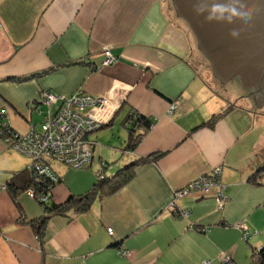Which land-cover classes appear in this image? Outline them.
<instances>
[{"label": "crops", "instance_id": "obj_1", "mask_svg": "<svg viewBox=\"0 0 264 264\" xmlns=\"http://www.w3.org/2000/svg\"><path fill=\"white\" fill-rule=\"evenodd\" d=\"M106 51L109 65L103 64ZM194 52L193 36L169 0H0L3 122L24 135L57 112L59 103H39L42 92L81 93L119 106L99 131L118 122L126 131L121 167L145 159L128 184L95 198L87 212L51 216L41 242L29 222L46 215L43 207L25 192L14 199L0 190V264H193L195 256L207 258L214 250L212 263L228 257L236 264L241 248L264 247V118L244 107L240 115L236 104L213 128L200 127L226 111L234 92L218 93L194 66ZM134 113L151 128L140 129L129 150L123 124ZM90 137L88 167L72 173L50 163L61 180L51 190L52 203L90 190L100 165L105 177L113 176L118 166L95 153ZM29 165L0 135V188ZM217 168L223 201L215 193L178 199L176 207L189 214L175 219L167 210L173 193ZM189 224L208 232L187 231ZM241 226L253 233L247 243ZM123 250L128 259L118 254Z\"/></svg>", "mask_w": 264, "mask_h": 264}, {"label": "built area", "instance_id": "obj_2", "mask_svg": "<svg viewBox=\"0 0 264 264\" xmlns=\"http://www.w3.org/2000/svg\"><path fill=\"white\" fill-rule=\"evenodd\" d=\"M105 56L106 60L103 64L109 65L111 54L106 51ZM39 102L47 107L59 103L57 112L53 116H48L40 129L32 127L26 134L18 135L7 126L6 122H3L6 113L4 110H0V120H2L0 135L11 150L29 159L31 165L28 169L36 173V176L42 178L46 175L49 177L48 183L49 188H51L56 179L51 175L47 162L54 160L74 169L88 166L92 161L93 142L88 139L87 134L108 124L118 105H109L101 99H95L81 93L64 98L50 92H42L39 96ZM175 109L174 104L170 105L168 113H173ZM7 131H12L15 136H12L14 134L9 135ZM219 173L220 171L215 169L211 174L200 175L193 179L185 187L173 193L169 206L175 211V201L178 199L191 195L209 196L212 193H215L219 202L223 201L221 184L217 180L206 179L209 175H211L209 179L216 175L218 177ZM33 194L34 191L31 190L27 196L33 198ZM43 195L41 201L47 203L48 195ZM177 212L180 217L188 216L185 211ZM189 228L192 227L189 226ZM240 229L243 239L246 240L249 232H247L246 227L241 226ZM107 230L108 234L112 235L111 229ZM121 255L128 256L129 254L124 252Z\"/></svg>", "mask_w": 264, "mask_h": 264}, {"label": "water", "instance_id": "obj_3", "mask_svg": "<svg viewBox=\"0 0 264 264\" xmlns=\"http://www.w3.org/2000/svg\"><path fill=\"white\" fill-rule=\"evenodd\" d=\"M171 2L219 83L239 82L257 106L264 107V0ZM216 7L222 11L214 12ZM233 9L236 15H232Z\"/></svg>", "mask_w": 264, "mask_h": 264}, {"label": "trees", "instance_id": "obj_4", "mask_svg": "<svg viewBox=\"0 0 264 264\" xmlns=\"http://www.w3.org/2000/svg\"><path fill=\"white\" fill-rule=\"evenodd\" d=\"M229 110L230 109L218 115H212L210 119L207 122L202 123L200 127L213 128L215 123L220 118H222ZM128 119H131V120L129 121ZM1 123H2V120H0V124ZM41 125L42 123L39 125L38 129H40ZM123 125L126 126V129L128 132L126 148L129 150H133L138 144L139 139H140V135L137 134L138 131L141 129L147 132L151 128V121L143 117L140 114L134 113L132 116H130L129 118L125 120V123ZM11 132L12 131L8 132L9 135L14 134L13 132L12 133ZM12 136H15V134ZM144 162H145V159H138L127 165H124L123 167L120 168V170L116 172V174L113 177L108 178V177L102 176L101 178H98L97 176L96 181L90 190H88L86 193L82 195H79L76 197H69V199L66 202H64L63 204H59V205H56L52 203L51 201V190L53 186L49 188L50 185L48 182L50 181V179L45 176H43L42 178L36 175L34 176L33 175L34 173L32 172V170L28 168H26L25 171L20 172L17 175H15V177L9 183L4 185V188H5V191H8L14 199H15V196L19 192H25L26 194L27 192H30L29 190H33L34 192L35 190H38V191H42V194H48V202L45 203V205L38 203L39 205L43 207V210L46 213V215L36 221L29 222V225L33 228V231L36 234L37 238L40 241H42L46 222L51 216H65L67 213H70V212L75 213V214L87 212L90 209L92 202L95 200V198L110 197L114 195L115 193H117L126 184H128V182H130L134 178L135 168L139 166L140 164H143ZM253 182L255 181L253 180ZM27 195L28 193L26 194V196ZM177 211H181V210H179L175 205V211L172 210L170 212L171 215L175 219L180 218ZM174 212L178 216H176ZM224 225L225 224H223L222 226ZM188 226H190V224ZM194 229H196L200 233L202 232L203 234H206L208 232L207 227H195ZM252 234L253 233L250 232V235ZM249 239L250 238L248 237L246 238V240H244L242 237V232H241V240L244 243H247ZM116 247H118V245H116ZM124 252H125L124 250L118 251V254L121 256V254H123ZM228 260L229 262L227 261L226 264H235L234 262L230 260V258ZM250 264H264V247H262L259 250L252 251Z\"/></svg>", "mask_w": 264, "mask_h": 264}, {"label": "rangeland", "instance_id": "obj_5", "mask_svg": "<svg viewBox=\"0 0 264 264\" xmlns=\"http://www.w3.org/2000/svg\"><path fill=\"white\" fill-rule=\"evenodd\" d=\"M169 2H170V5H171V9L174 11L171 0H169ZM181 21L187 27L186 22L183 21L182 19H181ZM188 30L190 31L189 27H188ZM191 34H192V32H191ZM192 36H193V39H194V51H195L194 54H195V58L197 60V63H194V66L196 68H198L199 71L203 72L202 74L206 77V79L208 81L212 82L213 84H217V86L214 85V88L216 89V91L218 93H225L226 90L233 91L234 92V94H233L234 97H232V100H231L232 102L229 103V105L226 108V110L233 108L234 105L237 104L236 106H240V107H238V108L235 109L237 111L236 113H238L240 115H245V114H243V112H241L242 111L241 107H244L246 109H250L251 111H255L257 113V117H258L257 119L258 120H261V118H264V107L257 106L256 102L253 99L254 97H252V96L249 95L250 94V91L247 90V89H244L243 87H241L240 84H239V82H229V83H227L225 85L219 83L220 81L217 80L213 76V72H212V69L210 67L209 62L197 50L195 36L193 34H192ZM110 60L113 62L112 58ZM39 120H40L39 118H36V121H39ZM45 120H46V118H45ZM118 125H119V122L117 124H115L111 129L105 128L104 130H100V131L98 130L99 131L98 133H94L96 131L89 132L87 134V136H88V138L91 136L90 138L91 139H94L97 142V145H96L97 148H96V152L95 153L98 154V156L101 157V159L103 161L108 162L109 166L117 165L118 166L117 168L119 169L121 167V164L119 162L122 159L121 150H123L125 148V145L123 143V139H124L123 133L125 135L126 131L124 130L123 127H120ZM101 132H104V133H101ZM91 134H93V135H91ZM98 135H100V136L103 135V136L98 140V138H99ZM112 137H114V140H112V142L111 141H108V139H111ZM112 148H117V149H112ZM99 149H101L102 151H99ZM116 155H118V156H116ZM43 162H46V160H43ZM52 162H55V163H58V164H61V163H59L57 161H54V160H50V161L47 162V164L50 167L49 168V171H51L52 175L53 176H56V178H57L56 182L52 185L53 187H55L56 185H58L60 183L61 180L56 175V173L52 170L53 168H51V165H50V163H52ZM61 165H62L61 166L62 168H65V169L71 171L72 173L78 171L77 169H79V168H75L74 169V168L68 167L65 164H61ZM105 167L108 168V166H105ZM117 168L113 171L114 172L113 176L116 174V172L118 170ZM216 170H219V168H217ZM211 173H212V171H211ZM211 173H209V174H211ZM215 173H217V172H215ZM259 174L260 173L258 172V175ZM33 175L35 176L37 174L34 173ZM96 176H98V178H101L102 176L105 177L104 174H103V169H102V166L101 165H100V170H98V172L96 173ZM113 176H111V177H113ZM206 179L211 180V181L212 180L214 181V180H217L218 177L216 175V176H213L210 179H209V177L206 178ZM0 190H5V188L2 187V188H0ZM29 191L31 192V190H29ZM30 192H27L28 195L30 194ZM42 196H44L42 194V191L35 190V192L33 194V198L30 197V196H27V197L30 200L34 201L36 204L37 203H41V204H44L45 205V202L44 201H41ZM46 200H47V197H46ZM208 201H211V200H207V202ZM172 209H173L172 207L167 206V210L169 212H171ZM187 214H189L188 211H187ZM185 219H187V217H185V218L184 217H180L177 220L183 221ZM190 225H192V224H190ZM192 229L193 230H196L197 228L194 229V227H193ZM189 230H190V228L188 227L187 228V231H189ZM106 231H107V234H108V230H106ZM100 233L103 235V232H100ZM248 237H250V234H249ZM39 242H41V241L39 240ZM242 243H244V242L242 241ZM210 249H213V247H211V245H210ZM215 253H217V252L214 250V253L213 254H209L210 256L207 257V258H205L203 255L202 256H195V258L193 260V264H220V263L226 264L227 263L226 262V259L228 260L229 259L228 257H223L222 260H220L219 257H218L219 261L218 262H214L213 261V263H212V260L215 257V255H214ZM251 255H252V251H251V249H249V247H247V249H245V250L243 248H241V250L238 251L239 262H236V264H250L251 263ZM127 257H130V256H127ZM121 258L128 259V258H126L124 256H122ZM209 260H211V261H209ZM228 262H229V260H228ZM113 264H116L115 260H114V263ZM117 264H121V263L118 262Z\"/></svg>", "mask_w": 264, "mask_h": 264}, {"label": "clouds", "instance_id": "obj_6", "mask_svg": "<svg viewBox=\"0 0 264 264\" xmlns=\"http://www.w3.org/2000/svg\"><path fill=\"white\" fill-rule=\"evenodd\" d=\"M213 11L217 12V11H222V10L219 7H216V8L213 9ZM232 15H236V12H235L234 9L232 10Z\"/></svg>", "mask_w": 264, "mask_h": 264}, {"label": "bare ground", "instance_id": "obj_7", "mask_svg": "<svg viewBox=\"0 0 264 264\" xmlns=\"http://www.w3.org/2000/svg\"><path fill=\"white\" fill-rule=\"evenodd\" d=\"M112 58V57H111ZM113 60V59H112ZM111 61V60H110ZM112 62V61H111ZM50 173H51V171H50ZM220 174V173H219ZM51 175H52V173H51ZM42 176V175H41ZM45 177H48V176H46V175H44ZM53 176V175H52ZM209 177H211V176H209ZM49 178V177H48ZM53 178H55L56 180H57V178L55 177V176H53ZM212 194H214V193H212ZM186 198V197H185ZM182 199V198H181ZM171 203V202H170ZM228 260H226V262H227Z\"/></svg>", "mask_w": 264, "mask_h": 264}]
</instances>
